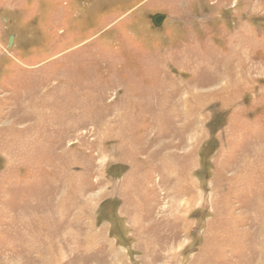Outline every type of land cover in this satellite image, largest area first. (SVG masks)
<instances>
[{
    "label": "rangeland",
    "instance_id": "obj_1",
    "mask_svg": "<svg viewBox=\"0 0 264 264\" xmlns=\"http://www.w3.org/2000/svg\"><path fill=\"white\" fill-rule=\"evenodd\" d=\"M0 264H264V0H0Z\"/></svg>",
    "mask_w": 264,
    "mask_h": 264
},
{
    "label": "water",
    "instance_id": "obj_2",
    "mask_svg": "<svg viewBox=\"0 0 264 264\" xmlns=\"http://www.w3.org/2000/svg\"><path fill=\"white\" fill-rule=\"evenodd\" d=\"M163 20H164V16L163 15H155L153 17V24L155 26H159V25H161Z\"/></svg>",
    "mask_w": 264,
    "mask_h": 264
}]
</instances>
